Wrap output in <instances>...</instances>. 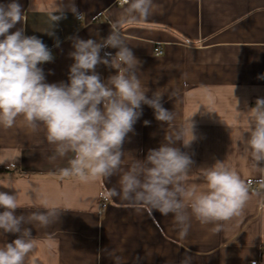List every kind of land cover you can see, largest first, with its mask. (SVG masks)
<instances>
[{
	"label": "crops",
	"instance_id": "1",
	"mask_svg": "<svg viewBox=\"0 0 264 264\" xmlns=\"http://www.w3.org/2000/svg\"><path fill=\"white\" fill-rule=\"evenodd\" d=\"M11 0H0V4ZM27 21L18 23L10 33L23 27L26 36L40 38L54 57L39 65L47 83H68L74 60L72 37L106 38L110 23L124 5L118 0H74L82 19L65 10L64 18L52 23L50 15H60L56 5L68 0H18ZM160 10L147 20L125 22L122 32L128 46L141 62L138 76L149 97L165 92L162 105L175 114L173 126L179 129L188 118L193 124L191 143L178 147L192 160L188 183L202 190L201 169L217 161L233 169L246 183L252 181L257 191L251 192L241 215L214 225H201L194 218L186 238L181 239L172 215L154 211H137L108 190L118 187V176L81 182L76 177L61 178L60 168L68 166L71 154L56 157L43 130L32 132L18 118L16 125L0 127V191L18 192L22 204L48 203L64 208L56 222L46 228L25 224L35 238L30 264H113L107 250L122 252L132 264H180L188 255L191 264H264V161L255 166L245 153L242 137H248L246 113L264 98V0H154ZM49 31L54 35H49ZM57 40L59 47L55 46ZM163 54L157 56L155 48ZM117 49L101 51L113 55ZM96 71L102 81L116 70L103 64ZM175 90L176 96L168 92ZM199 109V110H198ZM211 109L213 112H209ZM150 123L146 126L144 121ZM168 124L155 119L154 110L142 105V115L123 144V151L144 160L150 149L166 143ZM13 164L14 167L9 165ZM11 181L14 188H6ZM248 184V183H247ZM4 186V187H3ZM37 186L40 198L31 188ZM109 200L101 210L102 198ZM32 207L16 209V215H29ZM3 209L0 208V212ZM19 234L0 230V246Z\"/></svg>",
	"mask_w": 264,
	"mask_h": 264
},
{
	"label": "clouds",
	"instance_id": "2",
	"mask_svg": "<svg viewBox=\"0 0 264 264\" xmlns=\"http://www.w3.org/2000/svg\"><path fill=\"white\" fill-rule=\"evenodd\" d=\"M124 7L110 23L106 38L81 39L72 37L74 51L69 56L74 60L70 66L68 83H47L39 66L53 61L51 49L38 37L26 36L24 28L10 29L27 17L18 0L0 4V127L5 129L23 120L32 132L43 130L46 142L55 155L51 159L71 154L68 166L58 169L62 179L76 177L81 182L102 178L109 180L118 176V187L108 190L111 198H119L137 211L159 212L172 215L179 238L187 237L191 219L201 225L212 224L213 232L222 230L223 224L241 215L249 199L248 184L236 171L217 161L201 169L204 187L188 183L192 165L191 158L178 147L182 141L187 147L192 140L191 117L179 128L173 126L175 114L163 107L165 92L155 91L151 97L138 76L141 62L134 55L122 32V24L147 20L160 10L154 0H123ZM70 11L78 19L74 0L56 5L60 15H50L52 23L64 18ZM49 35L54 33L49 31ZM59 47V41L56 45ZM117 49L113 55L103 49ZM103 64L115 69L106 81L96 71ZM175 97L176 91L168 92ZM142 105L154 110L157 121L168 124L166 143L150 149L144 160L132 157L123 151V144L142 115ZM199 110V109H198ZM213 112L211 109H207ZM248 137L242 144L255 166L264 161V98H258L255 106L246 113ZM150 122L145 120L147 126ZM14 167L13 164L9 165ZM4 187V186H3ZM6 188H14L9 181ZM35 198H40L37 186L31 188ZM32 207L44 209L29 215H16V209ZM0 230L3 233L19 234L15 240L0 246V264H30L35 249V238L25 224L46 228L56 222L64 208L44 202L22 204L18 192L9 194L0 191ZM113 264H129L122 252L105 250ZM139 257L133 258L137 264ZM180 264H191L185 255Z\"/></svg>",
	"mask_w": 264,
	"mask_h": 264
},
{
	"label": "built area",
	"instance_id": "3",
	"mask_svg": "<svg viewBox=\"0 0 264 264\" xmlns=\"http://www.w3.org/2000/svg\"><path fill=\"white\" fill-rule=\"evenodd\" d=\"M118 4H119V5H124V4H123V0H118ZM155 54H156L157 56L162 55V54H163L162 49H161L160 47L155 48ZM247 183H248V185L251 187V192H255V191H257V187L254 186V184H253L252 181H248ZM108 203H109L108 198H107L106 196H104V197L102 198V201H101V210H102L103 212L106 210V208H107V206H108ZM263 250H264V249H263ZM251 264H258V262H257V261H253V262H251Z\"/></svg>",
	"mask_w": 264,
	"mask_h": 264
},
{
	"label": "trees",
	"instance_id": "4",
	"mask_svg": "<svg viewBox=\"0 0 264 264\" xmlns=\"http://www.w3.org/2000/svg\"><path fill=\"white\" fill-rule=\"evenodd\" d=\"M14 172V170H10V169H1L0 170V174L1 175H5V174H9V173H13Z\"/></svg>",
	"mask_w": 264,
	"mask_h": 264
}]
</instances>
